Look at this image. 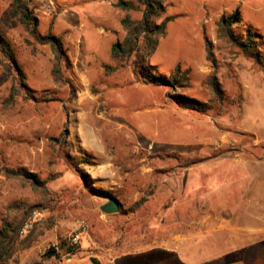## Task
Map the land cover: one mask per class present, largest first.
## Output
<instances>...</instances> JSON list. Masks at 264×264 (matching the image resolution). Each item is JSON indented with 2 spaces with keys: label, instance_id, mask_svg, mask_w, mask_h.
<instances>
[{
  "label": "rangeland",
  "instance_id": "1",
  "mask_svg": "<svg viewBox=\"0 0 264 264\" xmlns=\"http://www.w3.org/2000/svg\"><path fill=\"white\" fill-rule=\"evenodd\" d=\"M11 2L0 0V32L39 102L20 97L9 104L12 77L0 67V224L22 214L14 205H41L28 182L5 170L34 173L52 192L46 208L26 224L31 246L11 264H91L90 258L99 264H217V255L230 248L228 237L204 231L233 211L207 201L231 206L239 197L244 205L240 190L264 178V73L218 40L217 22L237 10L241 24L234 32L251 27L264 37V0H164L163 17L173 20L150 64L165 76L178 64L189 69L186 95L207 101L204 83L214 71L206 60L207 39L227 97L220 116L166 103L165 90L135 82L130 66L105 74L103 66H115L111 45L125 37L118 0H33L37 32L60 36L67 49L72 68L64 77L75 87L70 98L69 87L53 81L50 48L11 16ZM44 93L54 100L40 101ZM90 187L112 193L121 210L102 213L106 198ZM141 198L147 200L135 210ZM76 235L74 254H65L59 245H70ZM49 249L61 257H49Z\"/></svg>",
  "mask_w": 264,
  "mask_h": 264
},
{
  "label": "trees",
  "instance_id": "2",
  "mask_svg": "<svg viewBox=\"0 0 264 264\" xmlns=\"http://www.w3.org/2000/svg\"><path fill=\"white\" fill-rule=\"evenodd\" d=\"M33 0H12L11 16L18 19L25 32L39 45L48 46L53 54V67L51 75L57 85H67L70 98L75 94L73 84L65 79L64 75L72 68L67 49L64 47L62 38L51 32L41 35L37 32L38 19L33 15L30 4ZM115 8L123 13L120 21L122 30L125 32L124 39L115 41L110 48V59L115 66H103L105 74H113L120 68L130 66L135 82L145 86L157 87L165 90L163 99L166 103L174 104L178 109L205 115L215 113L220 116L226 109V94L215 74V63L211 43L205 39L206 60L212 64L214 71L209 75L204 86L209 91V99L200 101L186 95L191 88L190 70H182L178 64L174 71L165 76L159 73L158 68L150 64V59L158 48L159 42L166 36L167 24L173 17H163L166 12L164 0H118ZM133 14L135 16H133ZM241 24V17L237 10L230 15H222L217 22V38L228 47L236 49L247 60L251 61L262 73H264V37L251 27H245L241 34H236L234 29ZM0 67L3 72L12 77V85L8 97V103L12 104L20 97L25 100L39 102L34 91L26 84V77L17 62L16 53L12 44L0 32ZM54 96L44 93L40 101L51 102ZM53 142H60L51 139ZM55 146H57L55 144ZM68 155H66L67 157ZM88 162L87 159H84ZM67 162L76 171L83 182L89 177L77 169L76 161L67 157ZM83 162V161H82ZM200 161H193L185 165L190 167ZM6 176L28 182L33 190L41 198V205H33L27 208L14 205V209H22L19 217L3 220L0 224V264H11L17 252L31 246L29 235L24 234L26 224L33 219L34 214L40 209L46 208L51 200L52 192L47 186L48 181L41 180L36 174L24 169L5 170ZM95 196L105 199L114 195L109 191L90 187ZM116 200V199H115ZM146 198H141L134 204V209H139ZM118 202V201H117ZM119 210L121 206L119 204ZM59 248L65 254H74V247L61 243ZM60 252V251H59ZM49 249V257L59 259L61 253ZM92 264H99L90 258ZM39 264V263H36Z\"/></svg>",
  "mask_w": 264,
  "mask_h": 264
},
{
  "label": "crops",
  "instance_id": "3",
  "mask_svg": "<svg viewBox=\"0 0 264 264\" xmlns=\"http://www.w3.org/2000/svg\"><path fill=\"white\" fill-rule=\"evenodd\" d=\"M191 171L192 169H189L188 172ZM262 181L264 178L259 182L255 181L252 188L240 190L242 198L246 200L244 205L237 204L239 197L234 198L235 204L231 206H214L215 201H207L213 205L211 208L233 211L232 217L217 219L218 223L214 228L204 231L218 232L228 237L225 241L229 243L230 248L217 255L215 261L217 264H252L253 261L264 258V182ZM207 264H214V261Z\"/></svg>",
  "mask_w": 264,
  "mask_h": 264
},
{
  "label": "water",
  "instance_id": "4",
  "mask_svg": "<svg viewBox=\"0 0 264 264\" xmlns=\"http://www.w3.org/2000/svg\"><path fill=\"white\" fill-rule=\"evenodd\" d=\"M106 203L100 207V211L104 214H116L119 211V203L113 197H107Z\"/></svg>",
  "mask_w": 264,
  "mask_h": 264
},
{
  "label": "built area",
  "instance_id": "5",
  "mask_svg": "<svg viewBox=\"0 0 264 264\" xmlns=\"http://www.w3.org/2000/svg\"><path fill=\"white\" fill-rule=\"evenodd\" d=\"M78 239H79V238H78L77 235L74 236V237H72V238L69 240L70 245H71V246L77 245Z\"/></svg>",
  "mask_w": 264,
  "mask_h": 264
}]
</instances>
